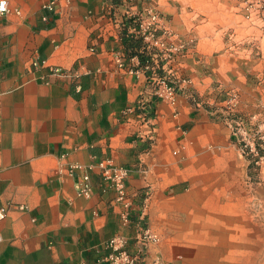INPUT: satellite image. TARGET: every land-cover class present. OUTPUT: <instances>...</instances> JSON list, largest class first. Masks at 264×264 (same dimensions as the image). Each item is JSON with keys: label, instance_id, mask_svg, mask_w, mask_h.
Returning a JSON list of instances; mask_svg holds the SVG:
<instances>
[{"label": "crops", "instance_id": "0c3cea01", "mask_svg": "<svg viewBox=\"0 0 264 264\" xmlns=\"http://www.w3.org/2000/svg\"><path fill=\"white\" fill-rule=\"evenodd\" d=\"M6 1L12 11L0 15V207L9 210L0 220V264H101L116 234L134 254L138 221L160 236L154 225L163 227V203L181 196L187 182L200 191L213 190L214 181L232 187L241 163L244 179L228 129H209L214 112L207 104L239 71L187 52L156 57L157 48L135 32L143 0H59V13L42 9L48 0ZM117 57L129 68L151 60L158 76L179 87L176 105L153 95L150 72L135 75ZM34 60L44 62L33 67ZM51 66L78 76L50 73ZM104 158L130 169L128 222L121 218L127 206L114 201L98 169L88 171L90 196L76 193L85 165ZM74 163L82 169L70 170ZM192 228L200 254L225 246V233L211 224ZM157 256H164L160 241L141 264Z\"/></svg>", "mask_w": 264, "mask_h": 264}, {"label": "rangeland", "instance_id": "374dc122", "mask_svg": "<svg viewBox=\"0 0 264 264\" xmlns=\"http://www.w3.org/2000/svg\"><path fill=\"white\" fill-rule=\"evenodd\" d=\"M150 4L176 34L180 55L207 56L208 64L240 72L225 80L215 102L207 104L214 112L209 129H228V142L235 145L245 169L243 179L241 163L240 180L232 187L214 181L213 190L200 191L190 189L187 182L181 196L166 198V214L160 215L165 218L163 227L153 224L160 233L163 258L168 264H264V0H151ZM255 131L262 145L258 156L245 155L239 139L252 138ZM200 224L225 233V243L217 241L225 246L215 247L214 256L208 250L200 254V242L190 237L192 227ZM237 245L240 248H232Z\"/></svg>", "mask_w": 264, "mask_h": 264}, {"label": "built area", "instance_id": "2783aa9c", "mask_svg": "<svg viewBox=\"0 0 264 264\" xmlns=\"http://www.w3.org/2000/svg\"><path fill=\"white\" fill-rule=\"evenodd\" d=\"M133 2L135 0H127ZM146 2L144 8L134 16L136 21L135 32L144 38L147 44L151 47L157 48L156 57L169 61L179 56L182 51L181 43L176 39V34L173 33L165 24V21L159 13L153 9L150 2L151 0H143ZM59 0H48L42 5V9L49 13H59ZM12 11L6 0H0V15L7 14ZM18 13V11H14ZM43 20L47 19V15L42 16ZM117 65L121 68H127L129 72L139 75L141 73L150 72V77L154 78L155 86L153 87V95L165 99L169 104L175 106L177 97L179 94V87L169 79L168 76H158L155 66L151 63V60L138 61L137 67L129 68L121 57L116 59ZM44 61L34 60L31 65L38 67L43 64ZM50 73L58 75H67L70 78H77V74L73 71H67L58 66L49 67ZM75 89L80 90L78 84L75 85ZM139 100V104H141ZM255 131L252 138L246 139L242 137L239 139L241 152L245 155L258 156L259 147L261 143L256 141ZM245 134V131H244ZM264 143V139L261 140ZM261 158V157H260ZM86 170L80 175L76 183V193L79 196H90L92 192V184L90 182V176L88 171L93 168L98 169L102 185L106 183V186L114 189V201L124 202L127 206V211L121 213V218L124 222L129 221V210L131 201L126 190V180L129 176L130 169L127 166L117 165L111 158H104L94 163L85 165ZM82 169V165L74 163L70 166V170ZM104 187V186H103ZM17 208L22 210L23 205H17ZM9 210V206L0 207V220L3 219ZM135 238L139 244V249L136 253L132 254L127 250V240L123 235L116 234L110 237L106 243L108 251L100 259L101 264H141L145 251L150 245L157 244L160 241L159 234L154 231L150 226L145 224L143 218L140 219L136 225ZM1 239V237H0ZM152 264H168L165 259L157 256L152 260Z\"/></svg>", "mask_w": 264, "mask_h": 264}]
</instances>
